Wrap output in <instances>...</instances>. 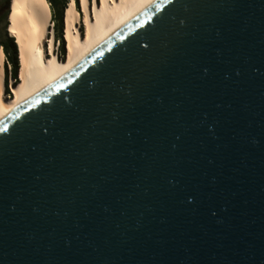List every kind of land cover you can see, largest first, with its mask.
Here are the masks:
<instances>
[{
	"label": "water",
	"instance_id": "1",
	"mask_svg": "<svg viewBox=\"0 0 264 264\" xmlns=\"http://www.w3.org/2000/svg\"><path fill=\"white\" fill-rule=\"evenodd\" d=\"M0 264H264V0H155L1 118Z\"/></svg>",
	"mask_w": 264,
	"mask_h": 264
},
{
	"label": "bare ground",
	"instance_id": "2",
	"mask_svg": "<svg viewBox=\"0 0 264 264\" xmlns=\"http://www.w3.org/2000/svg\"><path fill=\"white\" fill-rule=\"evenodd\" d=\"M155 0H78L85 31L77 27L80 13L74 0L63 10L66 59L59 60L49 36L50 9L46 0H10L7 31L18 48V79L13 97H4V52L0 48V119L34 94L67 74L95 48L129 23Z\"/></svg>",
	"mask_w": 264,
	"mask_h": 264
},
{
	"label": "trees",
	"instance_id": "3",
	"mask_svg": "<svg viewBox=\"0 0 264 264\" xmlns=\"http://www.w3.org/2000/svg\"><path fill=\"white\" fill-rule=\"evenodd\" d=\"M50 12L51 19L53 23V31H54V40L58 43L59 49V58L63 60L66 49H65V41L63 38V10L65 6L68 4L69 0H46ZM57 1V2H56ZM76 3V9L81 14L78 0H74ZM9 10H4L3 19L5 21L3 26V36L0 39V48L4 52L6 63L4 64V87L6 95L10 96L11 92L8 88L9 78L13 79V84L15 85L18 79V69H19V59H18V48L15 43V39L8 35L7 26V16ZM81 34L83 33V29L79 27Z\"/></svg>",
	"mask_w": 264,
	"mask_h": 264
},
{
	"label": "rangeland",
	"instance_id": "4",
	"mask_svg": "<svg viewBox=\"0 0 264 264\" xmlns=\"http://www.w3.org/2000/svg\"><path fill=\"white\" fill-rule=\"evenodd\" d=\"M5 1L6 0H0V39L2 38V34H3V26H4V23H5V21H4V19H3V12H4V9H3V7H4V4H5ZM60 0H58V2H59ZM57 2V1H56ZM49 6V5H48ZM50 9V8H49ZM51 21H52V19H51V12H50V23H49V36L50 37H53V50H54V53L56 54L57 53V55H58V53H59V47H58V45H57V42L54 40V31L53 30H51V27H50V24H51ZM82 27V29H83V33H82V36H83V34H84V31H85V26H84V23H83V17H82V14H80V17H79V21H78V24H77V27H78V29H79V27ZM79 32H80V29H79ZM80 34H81V32H80ZM8 35H9V33H8ZM65 49H66V47H65ZM66 56H67V50H66V52H65V55H64V58L63 59H66ZM57 58L60 60V58H59V55L57 56ZM6 63V60H5V56H4V64ZM12 85H14L13 84V79L12 78H9V81H8V88H9V90H10V92H11V86ZM3 95H4V97H13V94H12V92H11V95L10 96H8V95H6V93H5V87H4V90H3Z\"/></svg>",
	"mask_w": 264,
	"mask_h": 264
},
{
	"label": "built area",
	"instance_id": "5",
	"mask_svg": "<svg viewBox=\"0 0 264 264\" xmlns=\"http://www.w3.org/2000/svg\"><path fill=\"white\" fill-rule=\"evenodd\" d=\"M50 27H51V30H53V23L51 22V24H50ZM57 45H58V43H57ZM56 55H57V53H56ZM59 55V54H58ZM57 55V56H58Z\"/></svg>",
	"mask_w": 264,
	"mask_h": 264
}]
</instances>
